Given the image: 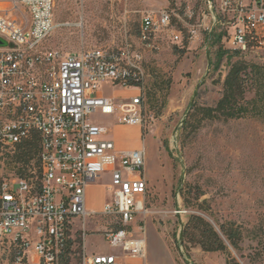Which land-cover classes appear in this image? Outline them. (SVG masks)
Returning <instances> with one entry per match:
<instances>
[{
    "label": "built area",
    "instance_id": "built-area-1",
    "mask_svg": "<svg viewBox=\"0 0 264 264\" xmlns=\"http://www.w3.org/2000/svg\"><path fill=\"white\" fill-rule=\"evenodd\" d=\"M0 5L5 6L0 8V149L9 152L35 134L40 165L35 181L0 182V240L16 251V264L26 258L29 264H72L74 257L78 264L143 260L144 227L134 221L148 213L145 149L116 150L109 129L93 116L144 130L145 55L158 52L164 40L182 43L174 14H143L136 43L63 55L43 48L56 28L53 0H0ZM16 7L25 16L19 23L8 18ZM199 16L197 25L185 26L192 39L203 30L210 40L219 29L224 50L264 53V0H199ZM103 86L136 93L119 103L102 96ZM106 172L109 201L100 212L90 211L86 189ZM87 221L112 253L85 254Z\"/></svg>",
    "mask_w": 264,
    "mask_h": 264
},
{
    "label": "rangeland",
    "instance_id": "rangeland-1",
    "mask_svg": "<svg viewBox=\"0 0 264 264\" xmlns=\"http://www.w3.org/2000/svg\"><path fill=\"white\" fill-rule=\"evenodd\" d=\"M162 10L174 14L173 24L182 32L183 40L180 45L161 41L158 52L145 55L147 111L141 145L145 149L148 213L134 222L144 227L146 250L155 254L161 264L166 263L169 254H174L179 264H187L184 260L194 256L192 250H200H187L180 245L182 226L191 214L203 217L214 227L215 222L234 223L242 233L241 251L229 248L230 256L236 264H264V121L250 116L217 119L202 122L195 134L182 133L183 122L192 112L191 103L213 107L221 98L228 70L226 59L214 69L219 45L212 43L213 37L222 35L219 29L210 40L203 30L193 39L187 32L185 26L197 25L201 19L199 0H53L56 28L43 48L67 55L133 44L142 15ZM9 11L8 18L17 23L25 18L19 7ZM240 59L264 67V53H249ZM100 91L103 97L119 103L136 93L134 88L108 86ZM252 98V90H247L245 99ZM93 119L108 124V119L99 115ZM30 168L35 181L36 169ZM14 177L17 175L13 165L0 156V182ZM108 182L106 172L98 183L104 186ZM189 186L200 190V201L207 202L209 214L184 207L181 193ZM106 199L109 201L107 194ZM87 224L85 254L112 253L100 235L91 233L89 221ZM137 231L134 226V232ZM75 242L73 254L77 256L81 252L80 239ZM13 250L8 241L0 240V264H16ZM218 258L214 253H203L202 262L195 263L221 264ZM77 259L74 257L72 264H78ZM29 263L27 258L22 262Z\"/></svg>",
    "mask_w": 264,
    "mask_h": 264
},
{
    "label": "trees",
    "instance_id": "trees-1",
    "mask_svg": "<svg viewBox=\"0 0 264 264\" xmlns=\"http://www.w3.org/2000/svg\"><path fill=\"white\" fill-rule=\"evenodd\" d=\"M220 39V35L213 37L212 44L219 45ZM234 58L236 60L233 61ZM223 59H226L228 63V70L223 81L221 98L213 107H201L191 103L189 108L192 112L183 122L182 133L195 134L202 122L217 119L228 121L250 116L264 121V67L246 64L240 59L238 53H230L219 45L214 69H218ZM168 85L169 80L165 82V88ZM247 90L253 92V98L250 101L245 99ZM38 155L39 143L35 134L9 152L0 149V156L6 158L8 165H13L17 177L29 181L34 177L30 167L36 169L37 178L40 175ZM181 194L185 208L196 209L204 214L210 213L207 202L200 201L202 196L200 190L189 186L186 192ZM215 224L216 227L199 215H189L182 226L180 245L185 246L187 250L198 247L202 253H219L224 257L225 264H236L230 256L229 248L236 252L241 251V230L231 222L221 224L215 222ZM260 232H263L262 228ZM259 245L261 246L262 243L259 242ZM13 251L15 259L17 254L15 250Z\"/></svg>",
    "mask_w": 264,
    "mask_h": 264
},
{
    "label": "crops",
    "instance_id": "crops-1",
    "mask_svg": "<svg viewBox=\"0 0 264 264\" xmlns=\"http://www.w3.org/2000/svg\"><path fill=\"white\" fill-rule=\"evenodd\" d=\"M1 8V7H0ZM109 131H112V135L108 136L114 143L116 150H137L144 146L141 145V131L137 127H127L115 124L113 121L108 120V124L105 125ZM106 191L101 184H93L86 189V207L90 211L100 212L106 202ZM84 246V242H83ZM192 250L194 256L191 259H187L191 264L202 262L203 253L200 250ZM196 253V254H195ZM217 257L221 258V264H225L224 257L219 253H214ZM218 258V259H219ZM165 264H179L174 254H169L166 257ZM121 264H161L155 254L147 252L143 260H122ZM183 264V263H182Z\"/></svg>",
    "mask_w": 264,
    "mask_h": 264
},
{
    "label": "water",
    "instance_id": "water-1",
    "mask_svg": "<svg viewBox=\"0 0 264 264\" xmlns=\"http://www.w3.org/2000/svg\"><path fill=\"white\" fill-rule=\"evenodd\" d=\"M3 45H4L3 41H2V40H0V46H3Z\"/></svg>",
    "mask_w": 264,
    "mask_h": 264
},
{
    "label": "bare ground",
    "instance_id": "bare-ground-1",
    "mask_svg": "<svg viewBox=\"0 0 264 264\" xmlns=\"http://www.w3.org/2000/svg\"><path fill=\"white\" fill-rule=\"evenodd\" d=\"M0 7H1L2 9H4V8H5V6H4V5H0Z\"/></svg>",
    "mask_w": 264,
    "mask_h": 264
}]
</instances>
